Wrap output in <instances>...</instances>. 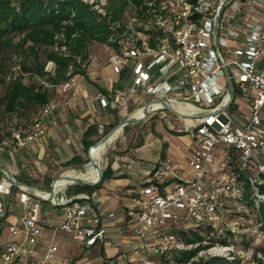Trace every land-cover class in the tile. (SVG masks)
<instances>
[{
  "label": "built area",
  "instance_id": "2783aa9c",
  "mask_svg": "<svg viewBox=\"0 0 264 264\" xmlns=\"http://www.w3.org/2000/svg\"><path fill=\"white\" fill-rule=\"evenodd\" d=\"M155 1L147 2L148 21L135 16L124 22L125 31L117 39L118 49L108 57L109 66L116 74L126 68L132 71L133 88L146 103L152 102L148 115L167 116L166 103L190 106L182 113L204 116L188 119L194 120V128L183 130L193 140L184 164L169 157L159 158L140 183L126 188L130 203L127 215L135 218L129 232L140 239V250L147 259L158 257L157 262L149 264H164L162 256L206 244H212L206 249L213 252L211 257L233 261L239 259L238 253L252 251L259 236L264 237V16L251 12V0H232L222 9L216 24L217 13L227 0ZM227 76L234 89L229 105ZM73 82L74 76L62 82L60 89L67 90ZM56 109L57 103L48 101L28 130L14 131L0 147L23 148L43 137L50 126L57 125L55 118H45ZM234 113L239 118H234ZM219 148L220 167L215 170ZM0 177V222L10 216L6 207L11 201L23 207L17 220L8 225L12 240L0 247V262L22 264V258H31L45 229L51 232L46 252L39 262L29 264H49L53 260L59 233L69 235L86 249L103 241L107 228L100 224L99 216L91 224L82 223L94 210L87 194L59 202L60 222L50 225L40 216L42 200L32 196L24 185H15L14 176L8 179L0 173ZM35 193L47 198L49 191ZM235 211L251 226L240 234L253 238L243 252L233 243L242 240L241 236L225 245L220 243L232 229L229 217ZM184 222L200 225L194 231L203 237L201 242L186 241L184 234L188 236L191 231H173ZM206 228L210 234L201 233ZM196 254L187 264H193ZM256 257L264 260L259 253Z\"/></svg>",
  "mask_w": 264,
  "mask_h": 264
},
{
  "label": "crops",
  "instance_id": "0c3cea01",
  "mask_svg": "<svg viewBox=\"0 0 264 264\" xmlns=\"http://www.w3.org/2000/svg\"><path fill=\"white\" fill-rule=\"evenodd\" d=\"M108 48L106 57L92 59L83 73L74 75V82L67 90L62 91L60 88L57 90L59 93L55 98L58 103L57 109L53 114L45 116L47 119L55 118L56 126H50L43 137L29 142L23 148L15 149L10 145L0 147L1 152L9 153L0 167L5 168L17 181L27 184L38 192H48L51 183L64 173H60L61 170L68 168L62 165L64 162L78 157L84 162L73 166L85 163L88 152L85 141L94 144L127 115L132 117L145 105L147 101L145 97L132 86V71L126 68L121 74H116L109 66L108 57L114 49ZM127 79L131 81L125 83ZM90 126L95 128L96 133L87 137L85 132ZM128 127L126 125L122 129L126 130ZM131 127L135 129V133L125 135L124 138L120 134L103 155L99 165L103 173L107 171L104 178L102 175L103 181L99 187L90 192H80L75 188L73 192L68 193L71 191L68 186L71 185L70 182L57 188L47 208L42 206L40 216L50 225H57L52 224V219L59 217L57 204L80 193L87 194L94 210L88 213L82 223L91 224L92 219L99 216L100 224L107 228L103 241L92 248L86 249L81 243L80 246L60 243L58 251L49 264H75L74 260L81 255L97 260L98 264L157 262L158 257L155 256L147 259L146 254L140 250V239L129 232L135 218L127 215L130 203L126 196V188L140 183L159 158L168 157V154L184 164L186 157L191 154L193 140L186 131L173 132L179 136L177 141L181 145L174 146L170 144L168 138L164 137L160 141L155 137L154 134L160 132L161 128L154 127V131L148 132V127L143 128L142 125ZM91 152L93 154V148ZM6 208L10 216L0 222V235L3 227H6L9 233L8 225L17 220L16 216L22 212L23 207L11 201ZM109 214L113 216L108 217ZM9 235L12 238L10 233ZM65 236L71 239L69 235ZM50 238L51 232L45 229L36 252L42 246L45 254ZM34 255L28 258V264L37 263L33 258ZM163 263L165 264L164 261Z\"/></svg>",
  "mask_w": 264,
  "mask_h": 264
},
{
  "label": "trees",
  "instance_id": "16d2710c",
  "mask_svg": "<svg viewBox=\"0 0 264 264\" xmlns=\"http://www.w3.org/2000/svg\"><path fill=\"white\" fill-rule=\"evenodd\" d=\"M149 1L106 0V4L98 6V1L89 3L83 0H0L1 113L17 118L38 117L62 82L84 72L90 44L98 43L118 49L117 39L125 31L123 16L130 6L135 9L139 21H148L146 12ZM159 2L156 0L155 4ZM99 9H103V12ZM42 47L53 48L46 51L44 62L39 59V49ZM46 62L52 64L50 71L45 70ZM29 126L18 129L26 131ZM14 131L8 136L0 134V146L10 140ZM94 133L93 126L85 132L87 137ZM90 143L85 141L87 149L93 145ZM82 162L80 158L73 157L62 165L70 167ZM261 176L264 177V174ZM103 178L95 186L76 184L75 188L80 192L93 191L100 186ZM261 191L264 192V185ZM261 214L264 216V211ZM191 233L200 242V234L195 231ZM241 237L242 240L233 243L238 248H249L253 238L246 235ZM254 250L250 261L213 257L199 264H249L260 251L255 247ZM196 252L197 249L175 252L168 255L169 258L162 256L160 259L165 264L187 262Z\"/></svg>",
  "mask_w": 264,
  "mask_h": 264
},
{
  "label": "rangeland",
  "instance_id": "374dc122",
  "mask_svg": "<svg viewBox=\"0 0 264 264\" xmlns=\"http://www.w3.org/2000/svg\"><path fill=\"white\" fill-rule=\"evenodd\" d=\"M93 1H98V6L106 4V0H86V2H90V3H92ZM237 1H240V0H237ZM251 3H252V6H253V8L251 9V12H253V13H257L258 12L261 16H264V13L261 12V9L264 8V0H251ZM96 8H98V7H96ZM99 11L103 12V9H99ZM135 13H136L135 9L132 6H130L126 10V12H125V14L123 16V22H127V23L130 22V20L135 17ZM118 38H121V37H118ZM108 47L109 46H107V45L98 44V43L90 44L89 48H88L89 57H88V61L86 62V65L92 59H103V57H106L108 55V51H109ZM51 49H53V48H51V47H49V48L42 47V48L39 49V59L42 62L45 61L46 51L47 50H51ZM51 67H52V64L47 63V62L45 63V70L50 71ZM85 69H86V66L84 67V70ZM129 81H131V79H127L125 81V83H128ZM220 81H224V80L222 78H220ZM41 84H44V83L41 82ZM58 95H59V93L56 91L55 95L51 98V100H53L54 102L57 103L55 98ZM151 115L152 114L147 115V117L140 123L127 125V126H129L128 129H126V130L122 129V133H121L122 135H120V136L123 137L125 135H129L130 133L134 134L135 133V129L134 128L132 129L131 126L139 127V126L142 125L143 128L144 127H148V130H147L148 132L154 131L153 130L154 127H157V128H161V131L155 133L154 135H155V137L159 138L160 141L162 140V138L165 137V138L169 139L171 145L173 144L174 146H181L180 143L177 141V137H179V136L176 133H173V132L183 131L184 129L191 131L194 128V120H188V119L180 118V117L175 116V115H173V114H171L169 112H167V116L162 117V118L160 117L159 113H155V115L153 117ZM150 116H151V118L146 120ZM233 116H234V118H236V117L239 118V116L237 114H235V113L233 114ZM128 117L129 116L127 115L123 120H125ZM36 118L37 117H34L33 115L30 116V117H27V118L25 116H23L21 118H17L15 116L3 115L1 113V111H0V134H2L3 136H8L12 131H14V130H16L18 128H26L29 125L31 126L33 120L36 119ZM123 120H121V122ZM18 130H21V129H18ZM186 136L189 137V135H186ZM111 150L112 149L110 147L109 151L111 152ZM219 151H221V148H219L217 150V152L215 153V164H214L215 170L216 169L218 170V168L220 167V162L217 160ZM8 156H9V153L0 151V164L3 162L4 159H7ZM167 156L169 158H172V159L176 158V157H173L171 154H168ZM85 159H86V161H85V163L83 165L81 164L80 166H70L68 168L62 169L61 172L60 171L59 172L60 173H63V172L65 173V171H68V170H75V171L84 172L85 169H86L87 164H89L87 156H86ZM227 170L231 171L232 170L231 166H228ZM64 173L62 175H64ZM68 186H70L69 188H71V191H68V193L69 192L71 193V192H73V190H75L74 183H71V185H68ZM49 190H50V188H49ZM42 206L44 208H47L48 207V202H42ZM233 210H236V209H233ZM229 218H230V225H231L232 229L228 230V232L226 233V237L221 239L222 240L220 242L221 245L222 244L225 245V243L228 240L233 239V238L234 239H241L240 238L241 232H245L244 229L249 230L251 228L250 225L246 224V220H244V219H242L240 217V215H239V213L237 211L232 213ZM59 222H60L59 217H54L52 219V224H59ZM238 223H242L243 226H241ZM198 227H200L199 224L189 223V222L185 223L184 222V223L179 224L178 226H175L173 228V231H175V232H179V231L190 232V231L196 230ZM200 231H201L202 234H210L209 233L210 229H208V228L204 229V231L203 230H200ZM184 235H185L184 238L186 239V241L188 243H194V244L198 243V240L195 239V236H193L192 234H190L188 236L186 234H184ZM200 237H201V239H200V242H201L203 237L201 235H200ZM56 239L58 241V246H60V243H66V244H70V245L80 246L79 242L71 240L67 236H65V235H63L61 233L56 235ZM9 240H12V238L10 237L9 233L7 232V228L3 227L2 233L0 235V247H3ZM218 245H220V244H218ZM210 246H212V244L196 246L195 249H197V252H196L197 254L194 257L193 264H199L200 262L203 263V262H207V261H210V260L213 259V257H211L213 255V252L209 251V250H206L207 248L209 249ZM203 247L205 249H202ZM254 247L260 250V251L257 252V254L259 253L262 256H264V251H261V250H264V237L259 236L258 239L255 241ZM76 248L78 249V247H76ZM219 248H220V246H218L217 251L220 250ZM195 249H193V250H195ZM199 249H202V250H199ZM239 249H240L239 251H242V252L244 251L243 248L239 247ZM44 251L45 250H42V246H40V249L37 252L35 251L36 253H35L33 258H34V260L36 262H39L43 258ZM245 252H247V253H245V254L238 253V256H236V257H238L239 259H244L245 261L252 260L253 253L255 252V250L252 249V251H249V252L245 251ZM183 253H185V252H183ZM27 259H28L27 257L22 258V264H27ZM74 261H75V264H86V263H89V262H90V264H98L97 260H94V259L91 260V258H89L86 255L85 256L81 255L78 258H76ZM261 262H264V260L258 261L257 258H256V259H253V261H251L249 264H261ZM0 264H5V263L0 262ZM167 264H187V262H181V263L169 262Z\"/></svg>",
  "mask_w": 264,
  "mask_h": 264
},
{
  "label": "water",
  "instance_id": "95a60500",
  "mask_svg": "<svg viewBox=\"0 0 264 264\" xmlns=\"http://www.w3.org/2000/svg\"><path fill=\"white\" fill-rule=\"evenodd\" d=\"M232 0H227L225 2L224 5H222L221 9L219 10V12L217 13V16H216V24H218L219 22V18H220V14H221V11L222 9L231 2ZM241 14H243V12H241ZM216 38V43H217V36H215ZM217 46V44H216ZM228 78V76H227ZM228 92H229V96H230V101L228 102L227 105H229L233 99V95H234V89H233V86H232V83L231 81L229 80L228 78ZM152 102L149 101L147 102L143 108H142V117L140 118H133V117H129V118H126L125 120H123L122 122L116 124L114 127H112L108 132H106L104 135H102L93 145H91L89 148H88V152H87V158H88V162L94 167L97 169L98 171V174H99V177H98V180L96 181H93V182H90L88 180H84V179H81V178H74L72 179V183L74 184H80V185H86V186H95L96 184H98L102 178V175H103V172H102V169L100 167V165L91 157V150L92 148L93 149H96L98 148L100 145H102L105 141H107L109 139V137L111 136V134L118 128V127H121L123 128L124 126L126 125H129V124H137V123H140L142 122L148 115V112H149V107H150V104ZM163 106L164 108L170 112L171 114L175 115V116H178L180 118H187V119H190V118H200L202 116H204V114H200V113H182V112H179L177 110H175L172 106H170L169 104H166V103H163ZM0 173H2L6 178L8 179H11V175L7 172V170L5 168H2L0 167ZM62 177V175H60L59 177H57L52 183H51V186H50V190H49V194L47 196V198H43L42 196L38 195L35 193V189L28 186L27 184L25 183H22L20 181H16L14 182L15 185H24L27 189V191L32 195L34 196L35 198L37 199H40L42 200L43 202H50L52 200V198L54 197V194H55V189H56V183L57 181Z\"/></svg>",
  "mask_w": 264,
  "mask_h": 264
},
{
  "label": "bare ground",
  "instance_id": "6f19581e",
  "mask_svg": "<svg viewBox=\"0 0 264 264\" xmlns=\"http://www.w3.org/2000/svg\"><path fill=\"white\" fill-rule=\"evenodd\" d=\"M176 110L179 112H185L190 106L178 104L172 105ZM133 118H140L142 117V110L138 109L132 116ZM122 128L118 127L109 137L107 141H105L102 145L98 148L93 149V155L91 152V157L99 164L103 155L105 154L107 148L114 142V140L121 134ZM87 170V171H86ZM86 170L84 172L75 171V170H68L62 175V177L57 181L56 188L62 187L66 184L72 182L74 178H81L84 180H88L90 182L98 180L99 174L96 168H94L90 163L87 164ZM90 171V172H88ZM46 196V194H44Z\"/></svg>",
  "mask_w": 264,
  "mask_h": 264
}]
</instances>
